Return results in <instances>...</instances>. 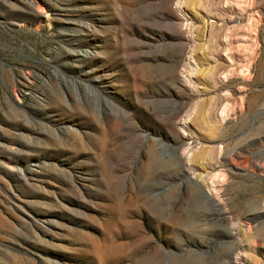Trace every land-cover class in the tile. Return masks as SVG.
Instances as JSON below:
<instances>
[{
  "label": "rangeland",
  "instance_id": "rangeland-1",
  "mask_svg": "<svg viewBox=\"0 0 264 264\" xmlns=\"http://www.w3.org/2000/svg\"><path fill=\"white\" fill-rule=\"evenodd\" d=\"M0 264H264V0H0Z\"/></svg>",
  "mask_w": 264,
  "mask_h": 264
}]
</instances>
